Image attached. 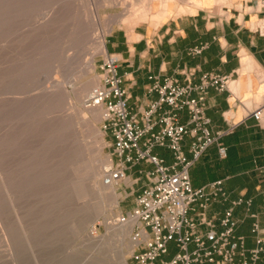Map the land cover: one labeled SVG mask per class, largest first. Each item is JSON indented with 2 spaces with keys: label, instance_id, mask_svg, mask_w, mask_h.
Returning a JSON list of instances; mask_svg holds the SVG:
<instances>
[{
  "label": "rangeland",
  "instance_id": "1",
  "mask_svg": "<svg viewBox=\"0 0 264 264\" xmlns=\"http://www.w3.org/2000/svg\"><path fill=\"white\" fill-rule=\"evenodd\" d=\"M182 1L172 2L171 14L196 7L193 1ZM212 1L204 6L217 13L234 5L230 0ZM144 2L0 0V178L7 185L3 189L0 185V264H120L119 252L131 264L130 233L122 244L107 239L108 249L95 247L86 239V235L98 236L107 230L103 216L94 211L101 205L98 208V201L95 203L93 184L102 181L106 169L102 159H109L110 147L102 118L89 122L76 115L77 108L83 109L81 101L87 91L79 98L75 91L91 75L98 77L99 84L102 52L94 37L98 27L111 25L105 29V42L113 29L130 31L136 25L156 24L151 12L144 20L133 15ZM179 3L187 6L185 10L176 11ZM208 3L204 0L202 5ZM122 13L124 22L110 21ZM90 60L92 70L85 65ZM97 131L105 142L99 153L93 141ZM94 160L102 163L101 169ZM88 163L94 172L89 171ZM113 186L120 193L116 207L101 206L113 216L110 222L132 206L129 200H121V188ZM8 187L14 189L9 190L12 195Z\"/></svg>",
  "mask_w": 264,
  "mask_h": 264
},
{
  "label": "built area",
  "instance_id": "2",
  "mask_svg": "<svg viewBox=\"0 0 264 264\" xmlns=\"http://www.w3.org/2000/svg\"><path fill=\"white\" fill-rule=\"evenodd\" d=\"M253 4L264 12V0H254ZM253 31L264 35L263 17L254 22ZM100 55L99 84L91 88L83 104L102 110L101 127L110 147L109 166L102 181L106 185L136 183L140 177L130 179L127 167L140 162L151 165L140 171L146 181L131 208L118 217L120 222L132 220L131 264H256L264 254V228L257 219L252 222L254 245L247 246L245 237L236 232L238 219L233 212V206L240 203L248 208L250 199L231 200L220 216L209 213L214 201L228 199L222 180L194 188L188 171L213 143L219 156H226V146L218 138L234 124L213 132L205 100L209 87L228 89L229 76L205 71L193 81L190 68L181 70L184 81L150 75L153 80L148 91H155L157 97L142 111L132 112L117 70L119 57L107 50ZM249 114L261 122L263 110L257 106ZM185 136L191 138L190 157L182 149ZM154 147L170 150L173 160L166 163Z\"/></svg>",
  "mask_w": 264,
  "mask_h": 264
},
{
  "label": "crops",
  "instance_id": "3",
  "mask_svg": "<svg viewBox=\"0 0 264 264\" xmlns=\"http://www.w3.org/2000/svg\"><path fill=\"white\" fill-rule=\"evenodd\" d=\"M230 1L234 5L227 6L222 13L206 7L212 1L190 11L171 14L158 24H140L130 31L113 29L106 36L105 48L119 57L117 70L132 112L142 111L150 99L157 97L155 91H148L153 80L150 75L184 81L181 70L190 68L193 81L205 71L229 76V88L209 87L205 100V113L213 132L226 128L228 123L234 124L218 138L226 146V156L221 158L213 143L188 171L194 188L222 180L228 199L214 201L209 213L220 216L231 200L250 199L248 208L240 203L233 206V212L238 219L236 232L251 247L254 245L252 222L257 219L264 228V35L253 31L254 22L264 18V12L257 10L254 0ZM257 106L263 110L261 122L249 114ZM190 140V136H185L181 142L187 157L191 156ZM154 151L166 163L173 160L166 148L154 147ZM150 167L142 162L127 167L130 179H140L136 183L117 184L121 188V200L133 203L146 181L140 171ZM256 264H264V254Z\"/></svg>",
  "mask_w": 264,
  "mask_h": 264
},
{
  "label": "bare ground",
  "instance_id": "4",
  "mask_svg": "<svg viewBox=\"0 0 264 264\" xmlns=\"http://www.w3.org/2000/svg\"><path fill=\"white\" fill-rule=\"evenodd\" d=\"M173 1H175V0H145V2H144V4L141 6L142 7V9L140 10V12L137 14V12H135V13H133V15H135V16H137V15H139L138 16V18L139 19H146L147 18V15L151 12L152 13V20H154L155 22H156V24H158L159 23V21H161L162 19H164L165 17H167V16H169L172 12H171V10H173V8H174V6L172 5V2ZM182 1V0H181ZM184 1V0H183ZM182 1V2H183ZM185 1H187V2H185V3H192V1L196 4V6H201L202 5V2L204 1V0H185ZM207 1H210V2H212V0H207ZM216 3V2H215ZM119 4H123V6L125 7V5H124V2H121V3H119ZM116 5H118V4H116ZM89 6V5H88ZM185 7H187L186 5H185ZM185 7H183V5L181 4V3H179V4H177L176 5V11L177 12H179L180 10H185ZM134 9V8H133ZM136 9V8H135ZM134 9V10H135ZM136 11V10H135ZM182 12V11H181ZM130 13H132V12H130ZM85 14V13H84ZM97 15V14H96ZM125 18H126V16H124V14L122 13V14H120L119 16H116V17H113V18H110V21H121L122 22V20H123V22L125 21ZM133 18V17H132ZM90 19V18H89ZM88 19V20H89ZM98 19V16L96 17V20ZM112 19V20H111ZM137 19V18H136ZM138 19V20H139ZM98 21V20H97ZM130 21H131V19H130ZM135 22V21H134ZM134 22H131V23H134ZM79 23V22H78ZM136 23V22H135ZM95 24V23H94ZM106 26H100V27H98V30L95 32V34H94V37H95V40H96V42L98 43V45H99V49H100V51L101 52H105L106 51V49H105V42H104V38H103V36H104V32H105V29H108L111 25L110 24H105ZM131 25H133V24H131ZM99 26V25H98ZM92 28H93V26H91ZM97 28V27H96ZM89 29V28H88ZM94 30H96V29H94ZM14 31V30H13ZM91 33V32H90ZM7 35V34H6ZM10 42V41H9ZM8 50V49H7ZM35 52V51H34ZM83 52V51H82ZM26 54V53H25ZM75 54V53H74ZM76 55V54H75ZM81 55V54H80ZM20 60V59H19ZM82 60V59H81ZM29 61V60H28ZM91 61V60H90ZM89 61V63H85V65L86 64H88V67L91 69L92 67H93V62L91 61L90 62ZM31 63V62H30ZM68 65V64H67ZM70 66V65H69ZM86 67H87V65H86ZM89 68H87V69H89ZM90 69L89 70H87L88 72L90 71ZM92 70V69H91ZM83 74V73H82ZM85 74V73H84ZM13 76V75H12ZM20 76V75H19ZM12 78V77H11ZM22 80V79H21ZM26 80V79H25ZM230 81V80H229ZM229 81H228V83H229ZM232 81V80H231ZM234 82V81H233ZM33 84V83H32ZM96 85H98V77L97 76H95V75H91L89 78H86V79H84L82 82H81V84L78 86V88L76 89V91H75V93H76V95H77V97L79 98L80 96H82V94H84V92H86V95L89 93V91L91 90V88L92 87H94V86H96ZM230 86V85H229ZM17 87V86H16ZM20 87V86H19ZM31 87V86H30ZM50 88V87H49ZM232 88V87H231ZM23 90V89H22ZM49 90V89H48ZM52 90V89H51ZM54 91V90H53ZM49 93V92H48ZM52 93V92H51ZM17 94V93H16ZM28 94V93H27ZM34 95V94H33ZM47 95V94H46ZM49 95V94H48ZM18 96V95H17ZM30 97L32 96V95H29ZM51 96V95H50ZM23 97V96H22ZM24 97H25V95H24ZM45 97V96H44ZM48 97V96H47ZM36 98V97H35ZM20 99H23V98H20ZM13 100V99H12ZM27 100V99H26ZM13 101H15V100H13ZM38 101V100H37ZM44 101V100H43ZM27 102V101H26ZM82 107H83V109L81 108H77V111H76V115H80L81 116V118H84L85 120H87V121H89V122H91V120H92V122H93V120L95 121V120H98L99 118H101V116H102V110H101V108L98 106V107H93V108H87V107H84V104H83V99H82ZM6 103V102H5ZM44 104V103H43ZM39 105V104H38ZM47 105V104H46ZM30 106V105H29ZM52 106V105H51ZM32 108V107H31ZM18 109V108H17ZM26 109V108H25ZM83 111V112H82ZM28 114V113H27ZM78 115V116H79ZM25 118V117H24ZM4 127V126H3ZM98 132V131H97ZM6 136V135H5ZM3 139H4V137H3ZM93 141H96L97 142V152L98 151H100V149H101V147H102V145L105 143V142H103V136H102V133L101 132H98V135L96 136V138L93 140ZM99 153V152H98ZM7 154V153H6ZM5 155V154H4ZM7 156V155H6ZM5 156V157H6ZM2 157V156H1ZM97 157V156H96ZM1 159H3V158H1ZM97 159V158H96ZM23 160V159H22ZM92 160H93V158H92ZM100 160H101V158H100ZM14 162V161H13ZM75 162V161H74ZM89 162H92V161H90L89 160ZM94 162H95V165H96V168H97V166L98 167H100V165L103 163V164H105V166H106V168L109 166V159H108V157H104L103 159H102V163H100V161H95L94 160ZM94 162H93V164L92 165H94ZM13 164V163H12ZM89 164V163H88ZM108 164V165H107ZM77 165V164H76ZM14 166V165H13ZM104 166V165H103ZM102 166V167H103ZM2 167V166H1ZM89 171L90 172H94V171H92L93 169H94V167H92V169H91V167H90V164H89ZM24 168V167H23ZM1 169V168H0ZM18 169V168H17ZM100 169H101V167H100ZM6 170V169H5ZM22 170V169H21ZM102 170H103V168H102ZM105 170L106 169H104V171H103V175H104V173H105ZM8 171V170H7ZM45 171V170H44ZM80 171V170H79ZM100 171V170H99ZM0 172H1V170H0ZM11 172L13 173V171L11 170ZM18 172H19V170H18ZM89 172V173H90ZM97 173L96 174H98V170L96 171ZM48 173H49V171H48ZM5 174V172L3 171V175ZM92 174V173H91ZM100 174V173H99ZM1 175H2V173H1ZM19 175V174H18ZM25 175V174H24ZM33 175V174H32ZM79 175V174H78ZM95 175V174H94ZM37 176V175H36ZM2 177H4V176H2ZM13 177V176H12ZM97 177H99V175H97ZM5 178V180L7 179V176L6 177H4ZM36 178V177H35ZM44 178V177H43ZM93 178V177H92ZM94 178H96V176H94ZM3 179V178H2ZM1 178H0V180H2ZM81 179H82V177H81ZM17 180H19V179H17ZM76 180V179H75ZM8 181V180H7ZM12 181V180H11ZM36 181V180H35ZM3 182V180L1 181V183H0V185H1V188L3 189V187L6 185V183H2ZM13 182V181H12ZM12 182H11V184H12ZM94 182H96L95 181V179H94ZM14 183H15V181H14ZM28 183V182H27ZM3 184H5L4 186H3ZM26 184V183H25ZM38 184V183H37ZM8 185H9V183H8ZM7 186V185H6ZM15 186V185H14ZM10 187V186H9ZM9 187L8 188H6V189H8V194H11L12 195V193H11V191L9 192V190H14V189H9ZM19 187V186H18ZM17 191V190H16ZM13 192V191H12ZM1 193V192H0ZM93 193H94V196H96V198L98 199V200H96L95 201V203L96 204H98V208H99V205H101V206H105V205H109V206H115L116 207V205H117V202H118V197H119V195H120V193L119 192H117V191H115V189H114V186H113V184L112 185H106V184H104L103 183V181H101V183H98L97 182V184H93ZM2 195H3V192L1 193ZM7 194V193H6ZM10 196V195H9ZM1 197V196H0ZM3 197H5V196H3ZM11 197V196H10ZM5 198H7V196L5 197ZM5 198H3V199H5ZM13 198H15V197H13ZM0 200H1V198H0ZM12 202L14 201V200H11ZM97 201H98V203H97ZM3 202H5L6 203V201H3ZM2 203V202H1ZM14 203V202H13ZM2 205V204H1ZM0 205V206H1ZM6 205V204H5ZM19 205V204H18ZM9 206V205H8ZM11 206V205H10ZM14 206V205H13ZM96 205L94 204V207H95ZM100 206V208L99 209H92V210H94V211H96L98 214H101L102 216H103V220L105 221V223H106V227H107V230H106V232L105 233H103V234H99L98 236L97 235H86L87 236V240L89 241V242H91V244H93L95 247L97 246L98 248H101V249H105V248H107L106 246H108V245H106V242H107V239H114L115 241H118V243L120 244H122V242L125 240V238L128 236V234L130 233V231H131V225H132V220L131 219H128V221H119V219L120 218H114V219H116L114 222H110L109 221V219L110 218H112L113 216L108 212V210H107V208L105 209L104 207H101ZM2 207V206H1ZM7 207V206H6ZM15 207V206H14ZM92 207H93V204H92ZM12 208V207H11ZM3 209V208H2ZM6 209V208H5ZM111 209V208H110ZM1 210V209H0ZM3 211V210H2ZM8 212V211H7ZM3 213H4V211H3ZM95 213V212H94ZM98 214H96V215H98ZM4 215V214H3ZM3 217H5V216H3ZM18 217V216H17ZM111 220V219H110ZM7 225V224H6ZM8 227V226H7ZM9 228V227H8ZM11 229V228H10ZM7 231H8V229H7ZM5 233V232H4ZM16 233V232H15ZM10 234V233H9ZM13 234V233H12ZM4 236H5V234H4ZM6 236H7V234H6ZM15 238V237H14ZM5 239V238H4ZM7 239V238H6ZM20 241V240H19ZM109 242V241H108ZM107 242V243H108ZM4 243V242H3ZM129 244H131V245H134V242L130 239V241H129ZM106 245V246H105ZM128 246V245H127ZM120 248V247H119ZM108 249V248H107ZM5 251V250H4ZM107 251H110V250H107ZM120 254H119V260H120V264H128L127 263V257H126V254L125 253H123V252H119ZM111 264H112V262H111Z\"/></svg>",
  "mask_w": 264,
  "mask_h": 264
}]
</instances>
